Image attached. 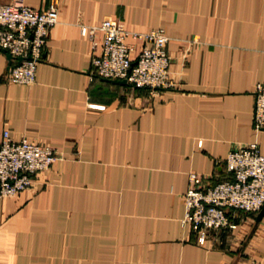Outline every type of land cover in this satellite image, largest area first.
Listing matches in <instances>:
<instances>
[{"label":"crops","instance_id":"obj_1","mask_svg":"<svg viewBox=\"0 0 264 264\" xmlns=\"http://www.w3.org/2000/svg\"><path fill=\"white\" fill-rule=\"evenodd\" d=\"M21 1L54 3L59 23L33 84L10 82L0 51V142L8 130L58 158L27 191L0 200V264H264L259 213H238L235 228L205 245L182 223L192 173L213 184L227 177L231 151L257 142L264 154L252 120L264 0ZM104 21L164 28L177 89L150 96L92 78L100 48L82 28Z\"/></svg>","mask_w":264,"mask_h":264},{"label":"built area","instance_id":"obj_2","mask_svg":"<svg viewBox=\"0 0 264 264\" xmlns=\"http://www.w3.org/2000/svg\"><path fill=\"white\" fill-rule=\"evenodd\" d=\"M58 23L54 3L43 10L21 0L0 3V51L10 59V82L35 83L38 66ZM99 31L103 33L101 43L95 40ZM82 34L89 35L94 50L100 48V54L90 58L92 78L125 81L148 91L150 96L177 89L170 73V38L164 28L133 32L118 22L104 21L98 27H83ZM128 38L141 41V48L129 43ZM253 94L252 120L259 133L264 131V83H258ZM57 158L49 145L24 137L15 139L5 130L0 142V200L27 191L36 175L48 171ZM225 169L227 177L213 184L195 173L190 175L192 186L183 197L182 223L200 245H205L214 232L235 228L238 213L256 214L264 207V154L257 142L231 151Z\"/></svg>","mask_w":264,"mask_h":264},{"label":"water","instance_id":"obj_3","mask_svg":"<svg viewBox=\"0 0 264 264\" xmlns=\"http://www.w3.org/2000/svg\"><path fill=\"white\" fill-rule=\"evenodd\" d=\"M110 82H113V83H118L119 82V83H122L124 85H127V83L125 81H110ZM263 216H264V207L259 212L257 220L260 221Z\"/></svg>","mask_w":264,"mask_h":264}]
</instances>
